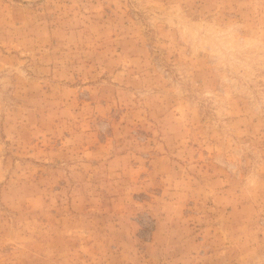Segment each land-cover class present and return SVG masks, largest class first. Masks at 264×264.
<instances>
[{
	"label": "rangeland",
	"instance_id": "rangeland-1",
	"mask_svg": "<svg viewBox=\"0 0 264 264\" xmlns=\"http://www.w3.org/2000/svg\"><path fill=\"white\" fill-rule=\"evenodd\" d=\"M0 264H264V0H0Z\"/></svg>",
	"mask_w": 264,
	"mask_h": 264
},
{
	"label": "clouds",
	"instance_id": "clouds-1",
	"mask_svg": "<svg viewBox=\"0 0 264 264\" xmlns=\"http://www.w3.org/2000/svg\"><path fill=\"white\" fill-rule=\"evenodd\" d=\"M190 38L201 46L215 49L219 54L223 53L226 46L227 33L214 27H202L195 30H188Z\"/></svg>",
	"mask_w": 264,
	"mask_h": 264
}]
</instances>
